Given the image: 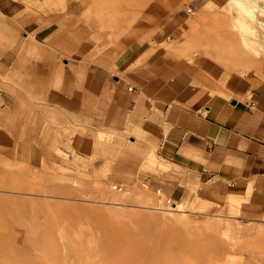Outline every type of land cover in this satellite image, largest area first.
I'll return each instance as SVG.
<instances>
[{
    "label": "rangeland",
    "instance_id": "1",
    "mask_svg": "<svg viewBox=\"0 0 264 264\" xmlns=\"http://www.w3.org/2000/svg\"><path fill=\"white\" fill-rule=\"evenodd\" d=\"M83 1L0 0V61L14 58L13 67L26 71L19 43L33 33L42 52L30 63L42 56L49 63L43 85L77 89L143 39L151 47L139 64L144 79L172 78L169 87L159 80V96L206 90L252 102L264 93V26L248 24L250 32L236 18L237 0ZM0 126L18 152L13 210L0 201V264H264V177L240 193L187 178L174 183L168 163L151 151L93 156L82 139L88 130L38 123L21 107L0 115ZM157 190H168L160 208L145 196Z\"/></svg>",
    "mask_w": 264,
    "mask_h": 264
},
{
    "label": "crops",
    "instance_id": "2",
    "mask_svg": "<svg viewBox=\"0 0 264 264\" xmlns=\"http://www.w3.org/2000/svg\"><path fill=\"white\" fill-rule=\"evenodd\" d=\"M164 28L163 33L176 32V28ZM142 40L125 49L113 69H96L98 73L76 89L73 82L43 85L48 61L42 56L30 63L42 52V43L33 33L25 36L19 43V58L28 66L26 71L13 67L14 58L0 61V73L5 75L0 83V115L13 116L15 108L21 107L38 123L50 120L85 128L88 133L82 139L96 157L133 149L141 155L151 151L168 163L175 178L172 182L187 178L240 193L248 182L264 177V93L256 94L252 102L224 99L223 93L210 95L206 90H173L168 97L159 96L155 88L159 80L170 84L172 78L149 74L150 79H144L140 63L151 47ZM139 79L149 80V90ZM100 133L122 141L98 139ZM17 157L13 135L0 126V180L7 182L0 187V201H6L7 209L12 206L10 210L14 208L12 166Z\"/></svg>",
    "mask_w": 264,
    "mask_h": 264
},
{
    "label": "bare ground",
    "instance_id": "3",
    "mask_svg": "<svg viewBox=\"0 0 264 264\" xmlns=\"http://www.w3.org/2000/svg\"><path fill=\"white\" fill-rule=\"evenodd\" d=\"M87 1V0H86ZM85 0L83 1V2H86ZM98 1V0H97ZM96 1V2H97ZM259 1V0H258ZM258 1L257 0H237V3H238V6H236L235 8H237L236 10L238 11V16H236V18L238 19V20H240L241 22H243V25H244V22L246 23V27L248 28V24H249V26L250 25H256V26H264V0H262L261 1V3H262V5H261V3H258ZM101 2L102 1H100L99 0V2H97V3H100L99 4V7H101L100 5H101ZM89 3H91V2H88V6L86 7V10H88V8H89V6L91 5V4H89ZM93 3V2H92ZM95 3V2H94ZM97 3H95V4H97ZM80 5V4H79ZM98 5H96V7H97ZM81 7V6H80ZM91 7L93 8L94 7V5H91ZM90 7V8H91ZM98 7V8H99ZM103 7V6H102ZM154 7V6H153ZM153 7H151V9L153 8ZM89 8V13H91L90 11H91V9ZM95 8V7H94ZM81 9V8H80ZM96 9V8H95ZM112 9H113V6H112ZM84 10V9H83ZM98 10V9H97ZM114 10H116V8L115 9H113V10H111V11H114ZM117 11V10H116ZM120 11V10H119ZM95 12V11H94ZM93 12V13H94ZM105 12V11H104ZM115 12V11H114ZM239 12H241L240 14H239ZM242 12H243V14H242ZM89 13H87L88 15H89ZM96 13V12H95ZM98 13L99 12H97V15H98ZM120 13V12H119ZM4 15V14H3ZM94 15V14H93ZM96 15V16H97ZM113 15V14H112ZM95 16V17H96ZM104 16V15H103ZM115 16V15H114ZM97 17H99V16H97ZM105 17V16H104ZM106 17H108V15L106 16ZM105 17V18H106ZM110 17H112V16H110ZM90 18V17H89ZM94 18V17H93ZM235 18V19H236ZM91 19V18H90ZM230 19H232V18H230ZM99 20V19H98ZM104 20V19H103ZM106 20V19H105ZM111 20V19H110ZM233 21V20H232ZM86 22V21H85ZM91 22V21H90ZM94 22V21H93ZM97 22V21H96ZM227 22H229V21H227ZM240 22V23H241ZM92 23V22H91ZM91 23H89V24H91ZM102 23V22H101ZM191 23H192V20H190V26H191ZM234 23V22H233ZM83 24V23H82ZM87 24V23H86ZM86 24L85 25H82L83 27L84 26H86ZM88 24V25H89ZM242 24V23H241ZM242 25V26H243ZM90 26V25H89ZM89 26H87V27H89ZM245 26V25H244ZM243 26V27H244ZM86 27V28H87ZM191 27H193V26H191ZM245 28V27H244ZM246 28V29H247ZM252 28H255V27H252L251 26V28L250 29H252ZM75 29H77V28H75ZM249 29V28H248ZM247 29V30H248ZM250 29H249V31H250ZM85 31V30H84ZM83 31V32H84ZM252 31V30H251ZM250 31V32H251ZM254 31V30H253ZM257 31V30H256ZM77 32V31H76ZM98 32V31H97ZM96 32V33H97ZM260 32V31H259ZM85 33V32H84ZM95 33V32H94ZM99 34V33H98ZM222 35V34H221ZM257 35V34H256ZM250 36H252L253 37V34L252 35H250ZM262 34H261V38H262ZM222 37H225V36H222ZM258 37H259V33H258ZM195 38H197V37H195ZM231 38V37H230ZM264 38V37H263ZM224 39V38H223ZM258 39V38H257ZM251 40H253V39H251ZM255 40V39H254ZM260 40V39H259ZM264 40V39H263ZM249 41V40H248ZM220 42H222V41H220ZM97 43V42H96ZM241 43V42H240ZM249 42H247V44H248ZM254 43V42H253ZM260 43H263V42H261L260 41ZM177 45V44H176ZM220 45V44H219ZM218 45V46H219ZM260 45V44H259ZM171 46V45H170ZM213 46V45H212ZM217 46V45H216ZM251 46V45H250ZM258 46V45H257ZM263 46V45H262ZM215 48V47H214ZM177 49V48H176ZM216 49V48H215ZM188 50V49H187ZM219 52V51H218ZM94 53H96V52H94ZM187 53V52H186ZM219 54V53H218ZM87 55V54H86ZM89 55V54H88ZM180 55H181V53H180ZM216 56V55H215ZM220 56H222V54L220 55ZM23 57V56H22ZM90 57H91V55H90ZM141 57V56H140ZM139 58V57H138ZM140 59V58H139ZM193 59V58H192ZM263 59V58H262ZM20 60V59H19ZM218 60V59H217ZM238 60V59H237ZM242 60V59H241ZM240 60V61H241ZM244 60V59H243ZM242 60V61H243ZM138 64V63H137ZM135 65V64H134ZM199 65V64H198ZM130 67H133V66H130ZM184 69H186V68H184ZM125 72V71H124ZM200 72V71H199ZM201 73V72H200ZM197 74H198V70H197ZM198 76H201L202 78H203V76L204 75H199L198 74ZM197 76V77H198ZM201 79V78H200ZM204 80V79H203ZM207 81H208V79H207ZM207 81H206V83H207ZM209 83V82H208ZM212 85V84H211ZM208 86H209V84H208ZM79 89V88H78ZM213 89V88H212ZM215 89H217V88H215ZM214 90V89H213ZM215 91V90H214ZM217 92V91H216ZM222 93V92H221ZM99 133V132H98ZM103 134L104 133H100V134H98V136L97 137H102L103 136ZM95 136H96V134H95ZM50 137V136H49ZM109 138V137H108ZM51 139H52V137H51ZM99 139V138H98ZM119 139V138H118ZM53 141H54V139H52ZM149 155H151V154H149ZM151 157V156H150ZM149 158V157H148ZM153 158V157H152ZM150 160H152L151 158H149ZM153 159H155V158H153ZM155 161V160H154ZM150 164H153V160H152V162L150 163ZM163 165V164H162ZM157 167V166H156ZM165 167V166H164ZM167 167V166H166ZM165 167V168H166ZM164 168V169H165ZM44 169V168H43ZM157 171H158V169H157ZM74 178V177H73ZM74 181V180H73ZM194 187V186H193ZM166 192H168V190H164V191H161V190H157L156 191V195H154V196H152V195H149V194H145L143 191H142V193L143 194H145V196H146V199L148 200L147 202H149V203H151L152 204V206L153 207H155V208H160L161 207V205H162V203L164 202L163 201V199L164 198H166L167 196H166ZM115 196H117L116 194V192H114L113 193ZM131 195V194H130ZM191 195V194H190ZM131 197L133 198V200H134V198H137V197H135V196H133V195H131ZM130 197V198H131ZM167 199V198H166ZM137 201H141V200H139V199H136ZM163 201V202H162ZM207 202V201H206ZM224 204V203H223ZM216 205V204H215ZM214 206V205H213ZM221 206V205H220ZM184 207V205H182V204H180L179 202L176 204L175 203V209L177 208V209H182ZM210 207V206H209ZM214 207H216V206H214ZM211 208V207H210ZM222 208V207H221ZM213 209V208H212ZM216 209H217V207H216Z\"/></svg>",
    "mask_w": 264,
    "mask_h": 264
},
{
    "label": "built area",
    "instance_id": "4",
    "mask_svg": "<svg viewBox=\"0 0 264 264\" xmlns=\"http://www.w3.org/2000/svg\"><path fill=\"white\" fill-rule=\"evenodd\" d=\"M189 10H191V8H189ZM131 88H132V86H129V87H128V89H131Z\"/></svg>",
    "mask_w": 264,
    "mask_h": 264
},
{
    "label": "water",
    "instance_id": "5",
    "mask_svg": "<svg viewBox=\"0 0 264 264\" xmlns=\"http://www.w3.org/2000/svg\"><path fill=\"white\" fill-rule=\"evenodd\" d=\"M231 103H235V101H234V100H232V101H231Z\"/></svg>",
    "mask_w": 264,
    "mask_h": 264
}]
</instances>
